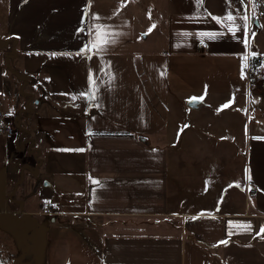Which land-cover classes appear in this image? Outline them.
<instances>
[{
  "label": "crops",
  "instance_id": "1",
  "mask_svg": "<svg viewBox=\"0 0 264 264\" xmlns=\"http://www.w3.org/2000/svg\"><path fill=\"white\" fill-rule=\"evenodd\" d=\"M248 1L156 0L163 34L142 35L122 0H10L0 101L15 135L0 134V224L35 225L28 263L250 264L254 219L264 226V84L242 76V58L264 57V15ZM228 13L231 24L215 19Z\"/></svg>",
  "mask_w": 264,
  "mask_h": 264
},
{
  "label": "rangeland",
  "instance_id": "2",
  "mask_svg": "<svg viewBox=\"0 0 264 264\" xmlns=\"http://www.w3.org/2000/svg\"><path fill=\"white\" fill-rule=\"evenodd\" d=\"M125 3L130 4L134 12L136 13L137 20H138V27L141 30L142 35L147 33H154L158 29V32L161 30L160 35L163 34L162 29L164 26L162 15L166 13V9L160 8L161 6H158L161 11H154L156 0H146V8L147 11L142 12L140 10V7L138 6L137 0H122ZM142 1V0H140ZM165 0H162L164 2ZM232 2L234 0H231ZM247 2L248 0H241ZM249 2V1H248ZM143 4V3H142ZM10 5V0H0V44L4 50V54H6V59L3 58L4 54H0V61H9L11 62V51L13 50L12 42L5 41L3 35L5 34V26H6V20L8 19V9ZM252 5V4H251ZM254 6V4H253ZM145 15L149 16L148 24H145ZM160 27L158 28V26ZM154 26V27H153ZM150 46H162V40L158 44L151 43ZM10 53V55H9ZM13 68H15L14 65H12ZM11 73V72H10ZM1 99H5L3 97V94H0ZM193 114V113H192ZM189 115V114H188ZM188 115H183L184 117H188ZM174 117V115L172 116ZM15 126V125H14ZM172 142V140H171ZM243 165V164H242ZM53 201L54 198L51 197ZM28 216H24L23 218L19 219L18 217H6L3 222L0 224V226H3V223H6V219H9V224L6 223V229L10 230V233L2 232L5 229H0V264H30L28 263L29 260H34V250L32 243V239L28 240L29 236L32 234V230L34 229L35 225L28 220ZM262 219H254L255 221V227H254V234L252 235L251 240L249 241L251 245V261L250 264H264V234L261 233L259 227L257 226L258 222ZM1 221V220H0ZM233 221V220H230ZM98 223L103 222L102 228H106L108 230V226H112L109 224V222L105 221H97ZM118 222V221H117ZM22 223H25L24 225ZM94 223V222H93ZM95 224V223H94ZM228 223H226L227 225ZM9 225V226H8ZM114 229H121V230H130L131 228L124 226V227H114ZM260 233V235H258ZM5 234V235H4ZM15 234H19V236H16ZM27 237L26 240H23L22 238ZM190 235H188V238ZM188 239L187 241H189ZM28 241V244H27ZM31 243V244H29ZM31 245V246H30ZM28 247H31V250L28 251ZM36 264H42L41 258L35 262ZM45 264V263H44Z\"/></svg>",
  "mask_w": 264,
  "mask_h": 264
},
{
  "label": "built area",
  "instance_id": "3",
  "mask_svg": "<svg viewBox=\"0 0 264 264\" xmlns=\"http://www.w3.org/2000/svg\"><path fill=\"white\" fill-rule=\"evenodd\" d=\"M251 1V0H250ZM254 7L259 11L260 14L264 15V2L261 0H253ZM245 76L250 85H257L259 83L264 84V75L260 69L254 68L251 63L247 64L245 68ZM0 134L7 139H12L15 135L14 122L8 118L1 101H0ZM47 206L50 208L53 206L52 203H48Z\"/></svg>",
  "mask_w": 264,
  "mask_h": 264
},
{
  "label": "snow or ice",
  "instance_id": "4",
  "mask_svg": "<svg viewBox=\"0 0 264 264\" xmlns=\"http://www.w3.org/2000/svg\"><path fill=\"white\" fill-rule=\"evenodd\" d=\"M215 19H217V20H221V19H223L224 21H226V22H228L229 24H231V22H233V21L235 20V17H233L231 13H228V14H227L225 17H223V18H215ZM244 19L246 20L247 17H244ZM153 27H154V26H153ZM243 27H244L245 29H247V24H245ZM228 30H229V31H233V28H232L231 26H229ZM208 35H210L211 37H214V36H215V34H208ZM109 42H110V41H108V40H104V41L102 42V44H94L93 47H95V48H100V47H103L104 45H106V44L109 43ZM244 43H245V45L247 46V44H248L247 39H245ZM252 55L255 56L256 54H255V53H252ZM242 59H243V61H244V63L242 64V76H243V70H244V68L247 67L248 56L245 55ZM163 74H164V73H161V75H163ZM74 99H75V97H74ZM191 99H192L193 102H197L198 100H202L203 97H200V98L193 97V98H191ZM228 106H229L228 104H225V105H223L222 107L227 108ZM249 179H250V177H249ZM94 183H98V181H94ZM234 227H237V226L234 225ZM243 228H244V229H247V230H250L251 226H250V225H244ZM261 233H264V226L261 227ZM230 234H231V233H230ZM258 235H260V233H258ZM219 243H221V244H227L228 241H227V240H225V241H220Z\"/></svg>",
  "mask_w": 264,
  "mask_h": 264
},
{
  "label": "trees",
  "instance_id": "5",
  "mask_svg": "<svg viewBox=\"0 0 264 264\" xmlns=\"http://www.w3.org/2000/svg\"><path fill=\"white\" fill-rule=\"evenodd\" d=\"M256 18V17H255ZM256 20V19H255ZM254 20V21H255ZM2 50H4L3 48H2ZM263 58L264 57H257V58H253L252 60H251V65L254 67V68H256L257 69V67H259V66H263V64H262V62H263ZM258 60V61H257Z\"/></svg>",
  "mask_w": 264,
  "mask_h": 264
},
{
  "label": "water",
  "instance_id": "6",
  "mask_svg": "<svg viewBox=\"0 0 264 264\" xmlns=\"http://www.w3.org/2000/svg\"><path fill=\"white\" fill-rule=\"evenodd\" d=\"M254 24L256 25V26H259V22H258V20L256 19L255 21H254ZM198 102V101H197ZM192 103H195V102H193L192 100H191V104ZM193 105V104H192Z\"/></svg>",
  "mask_w": 264,
  "mask_h": 264
}]
</instances>
